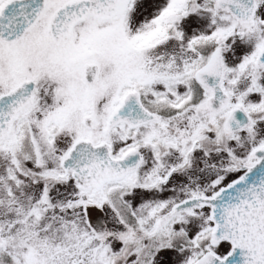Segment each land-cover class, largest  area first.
I'll use <instances>...</instances> for the list:
<instances>
[{
  "label": "snow or ice",
  "instance_id": "1",
  "mask_svg": "<svg viewBox=\"0 0 264 264\" xmlns=\"http://www.w3.org/2000/svg\"><path fill=\"white\" fill-rule=\"evenodd\" d=\"M0 264H264V0H0Z\"/></svg>",
  "mask_w": 264,
  "mask_h": 264
}]
</instances>
